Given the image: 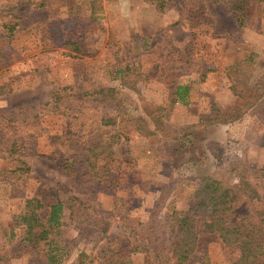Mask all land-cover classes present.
<instances>
[{
  "label": "rangeland",
  "instance_id": "rangeland-1",
  "mask_svg": "<svg viewBox=\"0 0 264 264\" xmlns=\"http://www.w3.org/2000/svg\"><path fill=\"white\" fill-rule=\"evenodd\" d=\"M247 14L241 26L224 1L0 0V264H80L81 252L86 264H119L105 255L110 242L120 238L124 254L147 244L154 211L193 206L199 179L222 161L244 155L264 167V98H252L264 76V3L250 0ZM127 66L135 85L124 83ZM212 102L224 119L253 106L188 134ZM156 106L169 109L164 129L143 135L137 119L150 127ZM108 118L116 123L102 125ZM96 145L101 178L87 162ZM31 198L44 204V220L58 201L74 206L37 249L15 227ZM242 215H251L247 204L233 219ZM101 219L106 237L93 226ZM204 251L212 264L238 256L202 235L188 264ZM132 258L158 264L154 254Z\"/></svg>",
  "mask_w": 264,
  "mask_h": 264
},
{
  "label": "trees",
  "instance_id": "trees-1",
  "mask_svg": "<svg viewBox=\"0 0 264 264\" xmlns=\"http://www.w3.org/2000/svg\"><path fill=\"white\" fill-rule=\"evenodd\" d=\"M208 1L215 3L224 1L237 15L238 24L244 26L250 0ZM255 1L264 3V0ZM156 3L159 8L165 6L163 1ZM68 44L76 45L75 43ZM122 74L125 84L130 80L135 85L140 77L132 72L129 66L122 70ZM205 78L206 74L202 76V81ZM232 90L236 95L240 94L237 87L232 86ZM106 91L112 92L113 90H102L101 93ZM188 92L187 87L179 88L178 95L181 102L187 103L185 96ZM252 98L257 100L264 98V76ZM250 107L246 110L239 109L231 118L224 119L220 115L218 105L212 102L211 112L201 115L197 124L188 125L187 132L192 134L201 127L216 123L227 124L238 120L249 112ZM149 113L150 127L147 126L144 118L137 119L140 123L138 129L146 136H152L156 131L164 129V119L168 118L169 109L156 106L149 110ZM115 123L113 118L102 120L104 126H112ZM118 141L117 138L115 143ZM99 149L97 145L89 146L87 162L95 177L101 178L103 175L100 174L96 165V161L103 153ZM105 149H108V146ZM194 201V205L187 210L172 209L163 216L159 215L162 209H156L145 224L147 244L132 248L131 253L124 254L123 250L121 251L118 247L120 238H116L110 242L105 255L108 256L111 253L113 257L119 258V264H133L134 254H154L158 264H188L190 257L199 252L201 236L213 235L221 241L225 249L238 250V256L232 258L230 264H264V167L252 166L244 155L235 156L229 161H222L212 174L199 179L194 192ZM243 204L250 206L251 215H242L233 219L235 211ZM73 207L71 203L58 201L50 206L49 215L44 220L41 214L45 208L44 204L38 198H31L26 201L15 227L22 232L23 240L31 248L37 249L41 243L54 238L57 228L62 225L67 209L71 211V219L73 218ZM93 209L98 214L110 215L95 207ZM93 226L100 229L103 237L107 236L109 224L104 219L93 220ZM127 229L129 233H133V229ZM89 258L85 252H81L80 264H86ZM93 260L94 258L91 261ZM199 264H212L207 251L202 252Z\"/></svg>",
  "mask_w": 264,
  "mask_h": 264
},
{
  "label": "crops",
  "instance_id": "crops-1",
  "mask_svg": "<svg viewBox=\"0 0 264 264\" xmlns=\"http://www.w3.org/2000/svg\"><path fill=\"white\" fill-rule=\"evenodd\" d=\"M199 121V120H198ZM198 123V122H197ZM197 123H191V124H188V125H193V124H197Z\"/></svg>",
  "mask_w": 264,
  "mask_h": 264
}]
</instances>
